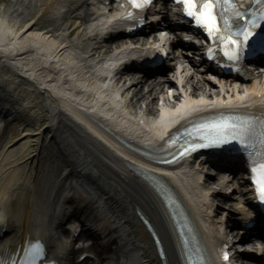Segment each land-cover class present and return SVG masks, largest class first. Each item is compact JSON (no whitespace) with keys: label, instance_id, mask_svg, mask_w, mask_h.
Wrapping results in <instances>:
<instances>
[{"label":"bare ground","instance_id":"bare-ground-1","mask_svg":"<svg viewBox=\"0 0 264 264\" xmlns=\"http://www.w3.org/2000/svg\"><path fill=\"white\" fill-rule=\"evenodd\" d=\"M40 1L43 4L37 5L36 0H8L0 9V261L8 260L11 254L17 257L24 242L38 237L59 264H98V260L99 264H163L152 238L151 233H155L163 249L164 264H184L181 245L162 201L142 177L144 172L129 161L153 170L166 181L204 245L226 242L224 222L217 220L221 211L214 203L218 191L207 187L212 176L199 169L205 163L192 165L186 161L183 166H157L145 141L136 135L142 127L135 117L126 122L120 118L122 115L106 111L107 103L101 99L99 103L94 100V112L78 110L76 99L81 95L90 97L89 80L93 78L73 68L66 54L79 53V60L99 56L102 47L94 33L88 34L96 13L80 16L76 24L80 0L71 7L69 0ZM47 12L51 15L42 27L36 16ZM38 29L44 32H36ZM193 61L186 60L195 71L187 66L179 72L175 70L179 76L176 80L190 89L189 96H202L205 102L214 97H232L234 107L261 105L264 75L248 72L226 81L202 71ZM106 68V63L96 66L98 71ZM64 72H70L71 79L63 80ZM129 75L135 76L132 72ZM133 82L134 101L146 105L151 112L160 111L158 105L167 101L168 88L177 90L166 76L159 80L140 76ZM69 87L74 99L68 97ZM116 91L129 90L123 85ZM188 105H180L179 110ZM143 127L148 131L155 128L152 123H143ZM152 147L160 148V144L156 142ZM56 160L62 168L52 180L50 165ZM50 185L55 191L47 192ZM60 198L63 207L55 210L53 206H59ZM67 210L75 217L81 212L97 215L87 227L93 241L81 251L93 253L98 260H72L77 252L72 245L74 231L60 227ZM241 210L245 216L246 207ZM62 230L68 235L64 240ZM83 236L81 231L77 237ZM242 252L256 259L254 251Z\"/></svg>","mask_w":264,"mask_h":264},{"label":"snow or ice","instance_id":"snow-or-ice-1","mask_svg":"<svg viewBox=\"0 0 264 264\" xmlns=\"http://www.w3.org/2000/svg\"><path fill=\"white\" fill-rule=\"evenodd\" d=\"M132 5L143 8L150 5L153 0H130ZM181 5L184 16L191 19L193 25L199 26L207 34L210 43L215 46L218 43L220 52L227 58L235 61L246 46V43L258 42L264 45V34H259L257 24L264 21V8L254 16L245 18L241 11L232 9V16L243 23H230L229 17L225 15L222 5H227L231 0H176ZM221 9V11H217ZM251 13V9H247ZM208 50L206 49V52ZM209 132L203 136L207 143L190 145L199 148L209 145H218L226 140H239L242 145L248 146L255 143L252 139V123L250 118H243L236 122L221 119L218 122L204 125ZM259 163L250 161L251 180L257 193V198L264 202V132L260 137ZM40 249L34 247L32 257H38ZM227 259V253H224Z\"/></svg>","mask_w":264,"mask_h":264},{"label":"rangeland","instance_id":"rangeland-1","mask_svg":"<svg viewBox=\"0 0 264 264\" xmlns=\"http://www.w3.org/2000/svg\"><path fill=\"white\" fill-rule=\"evenodd\" d=\"M36 4L40 5L43 4V2H41L40 0H36ZM8 2V0H0V9H3L6 6V3ZM46 15V16H45ZM51 14L49 12H47V14L42 15H37L36 19L38 20V22L40 23L41 26H45V24L47 23L45 21V19H48V17ZM146 106V105H145ZM52 167V176L56 175L57 171H60L62 168V165L59 163V161H55L54 164L52 163L50 165V169ZM207 167L204 168V172H207ZM211 171H208V173ZM227 179H223L220 177V180H218L217 178H213L212 180H210L209 183L208 182V187H212L215 188L217 191L219 190L220 194L215 196V204L216 206H218L220 208V211L223 212L224 214H229V201L225 202V200H223V195L222 193H229L232 192L234 190V193L230 194V198L232 200H230V202H235V200L240 199L241 198V192L240 190H242L243 188L239 187V185L234 181V180H230V181H226ZM226 183L227 186L221 187V184ZM229 196V195H228ZM227 231V230H226ZM231 231V230H230ZM233 234V232H232ZM234 238V237H232ZM254 250V249H253ZM264 256V253H263Z\"/></svg>","mask_w":264,"mask_h":264}]
</instances>
